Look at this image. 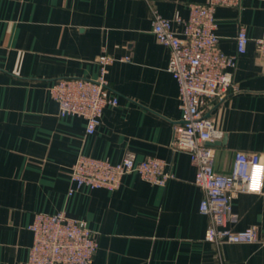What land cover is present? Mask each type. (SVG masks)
Listing matches in <instances>:
<instances>
[{
	"label": "crops",
	"instance_id": "0c3cea01",
	"mask_svg": "<svg viewBox=\"0 0 264 264\" xmlns=\"http://www.w3.org/2000/svg\"><path fill=\"white\" fill-rule=\"evenodd\" d=\"M151 1L165 18L187 20L190 5L206 0ZM215 17L227 55H237L241 28L250 38L234 70L238 91L206 113L223 134L212 144L215 171L230 175L239 152L264 159V58L255 44L264 0L220 7ZM173 29L182 37V24ZM102 53L115 60L107 96L118 104L105 107L88 135L83 118L59 116L49 88L63 78H97ZM169 58L144 1L0 0V264H28L37 213L85 221L98 236L91 264H264V187L232 200L234 229L257 227L259 243L205 240L210 221L200 212L196 168L172 146L182 112ZM81 155L113 164L128 155L156 158L173 178L161 187L132 173L117 190L83 187L70 195Z\"/></svg>",
	"mask_w": 264,
	"mask_h": 264
},
{
	"label": "built area",
	"instance_id": "2783aa9c",
	"mask_svg": "<svg viewBox=\"0 0 264 264\" xmlns=\"http://www.w3.org/2000/svg\"><path fill=\"white\" fill-rule=\"evenodd\" d=\"M144 1L152 13V32L158 42L170 52L168 71L179 88V107L182 119L174 127L172 146L187 152L196 168L195 184L203 192L200 212L209 218L205 240L217 247L223 244L259 243L257 227L236 231L239 217L232 200L240 193H262L264 187L263 155L237 153L232 173L215 171V150L212 144L222 138L207 111L238 91L234 70L238 55L246 52L250 38L244 28L237 35V55L230 56L220 48L217 34L216 11L220 7L241 8L247 0H206L190 5V16L179 15L168 19ZM182 24V37L173 29ZM257 53L264 58V32L255 40ZM129 62V58H124ZM114 58L106 53L97 59L98 76L95 79L63 78L50 88L58 104L59 116L80 117L86 123V133L92 135L101 124L106 106H116L117 98H109V67ZM137 173L146 182L164 187L173 174L166 163L156 158L136 161L128 155L118 164L108 160L81 155L71 170L74 187L69 194L83 187L117 190L127 174ZM33 244L28 264H91L98 250V236L85 221L68 217L65 213L35 214L30 226Z\"/></svg>",
	"mask_w": 264,
	"mask_h": 264
}]
</instances>
